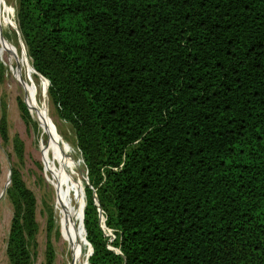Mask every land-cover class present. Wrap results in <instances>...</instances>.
<instances>
[{
	"label": "trees",
	"instance_id": "obj_1",
	"mask_svg": "<svg viewBox=\"0 0 264 264\" xmlns=\"http://www.w3.org/2000/svg\"><path fill=\"white\" fill-rule=\"evenodd\" d=\"M17 25L86 165L88 264H264V0H19Z\"/></svg>",
	"mask_w": 264,
	"mask_h": 264
},
{
	"label": "rangeland",
	"instance_id": "obj_2",
	"mask_svg": "<svg viewBox=\"0 0 264 264\" xmlns=\"http://www.w3.org/2000/svg\"><path fill=\"white\" fill-rule=\"evenodd\" d=\"M18 12L19 0H0V264H11L8 243L18 204L11 190L15 174L33 199L25 206L30 264H75L76 256V264H88L82 226L89 186L86 165L74 129L50 99L49 83L33 68L18 30ZM58 189L65 215L59 211ZM100 215L103 230L113 236L102 209ZM69 223L72 239L65 231Z\"/></svg>",
	"mask_w": 264,
	"mask_h": 264
},
{
	"label": "bare ground",
	"instance_id": "obj_3",
	"mask_svg": "<svg viewBox=\"0 0 264 264\" xmlns=\"http://www.w3.org/2000/svg\"><path fill=\"white\" fill-rule=\"evenodd\" d=\"M9 55V54H8ZM14 56V54L12 53V57ZM11 58V57H10ZM16 61V60H15ZM43 119L45 120V122L47 123V125H50V121L47 120L44 116H43ZM51 128V127H50ZM48 130V129H47ZM50 136V135H49ZM57 197H58V207H59V211L61 214L65 215L66 214V204H65V201H64V198H63V193L60 189H58L57 191ZM66 233L68 235L69 238H73L74 234H73V231L71 229V225L70 223L66 226ZM75 242V241H74ZM79 248L76 247V251L78 252ZM77 258L78 256L75 257V264H76V261H77Z\"/></svg>",
	"mask_w": 264,
	"mask_h": 264
}]
</instances>
